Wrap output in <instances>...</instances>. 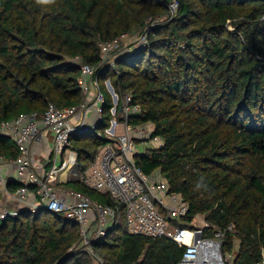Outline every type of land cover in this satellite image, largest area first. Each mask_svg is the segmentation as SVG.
I'll return each mask as SVG.
<instances>
[{
  "label": "trees",
  "instance_id": "16d2710c",
  "mask_svg": "<svg viewBox=\"0 0 264 264\" xmlns=\"http://www.w3.org/2000/svg\"><path fill=\"white\" fill-rule=\"evenodd\" d=\"M178 2L170 18L158 0H0V128L24 114L42 116L50 104L78 106L79 58L96 69L99 82L109 80L120 98L130 94L142 108L132 126L150 124L161 138L162 146L135 157L137 166L161 172L171 192L182 195L190 225L203 217L217 229L235 226L223 247L231 264H258L264 249V0ZM152 18L165 21L149 33L146 48L124 53L114 67L103 63V45ZM110 120L105 124L104 117L99 128ZM72 140L83 169L107 143L90 134ZM19 154L0 130V157ZM66 186L114 205L80 182ZM80 242L78 226L62 214L22 211L0 220V264H95L76 249ZM93 250L104 264H178L185 249L167 238L131 235L119 222Z\"/></svg>",
  "mask_w": 264,
  "mask_h": 264
},
{
  "label": "built area",
  "instance_id": "2783aa9c",
  "mask_svg": "<svg viewBox=\"0 0 264 264\" xmlns=\"http://www.w3.org/2000/svg\"><path fill=\"white\" fill-rule=\"evenodd\" d=\"M158 1L167 5L170 18L177 15L178 0ZM164 21L152 18L140 30L103 45V63L114 67L116 59L124 53L146 48L149 33ZM75 63L81 69L82 102L78 106L59 108L50 104L42 116L24 114L1 124V134L14 143L20 154L16 160L0 157L2 198L14 199L18 204L14 209H0V220L17 218L22 211L33 215L40 211L62 214L80 228L81 242L76 249L90 254L95 264H104V261L94 252L93 244L122 220L131 235L167 238L183 247L178 264H231L233 257L224 255L223 247L227 233L233 232L235 226L217 229L204 218L200 228L189 224L190 207L182 195L171 192L161 172L146 174L135 162V157L141 155L137 141L148 144L145 153L163 145L161 138L154 136L150 124H130L132 118L143 113L142 108L134 104L130 94L120 98L111 82L106 81L105 88L112 100V119L101 130L107 99L95 78L96 69L79 58ZM81 134L107 140L94 161L84 169L72 141ZM48 135L53 138L50 157L46 163L37 162L34 148L42 145ZM5 164L10 165V174L2 169ZM62 174H67L65 183L80 182L100 194H107L114 205L99 203L62 185L59 182ZM12 183L18 185L16 190L9 187ZM262 255L258 264H264V249Z\"/></svg>",
  "mask_w": 264,
  "mask_h": 264
},
{
  "label": "crops",
  "instance_id": "0c3cea01",
  "mask_svg": "<svg viewBox=\"0 0 264 264\" xmlns=\"http://www.w3.org/2000/svg\"><path fill=\"white\" fill-rule=\"evenodd\" d=\"M52 145H53V138L51 135H48L45 142L42 145L34 148L35 157H36L37 162L46 163L47 159L50 157ZM2 169H4V172L7 174H10V172L12 171L9 164L3 165ZM59 182L62 185H66L65 179L63 180L59 177ZM1 193H2V190L0 189V209H2L3 207L9 208V209H14L18 207V204L14 199L8 200L5 198H2Z\"/></svg>",
  "mask_w": 264,
  "mask_h": 264
},
{
  "label": "rangeland",
  "instance_id": "374dc122",
  "mask_svg": "<svg viewBox=\"0 0 264 264\" xmlns=\"http://www.w3.org/2000/svg\"><path fill=\"white\" fill-rule=\"evenodd\" d=\"M135 46H133L132 48H134ZM108 81V80H107ZM105 83H106V80L105 79H100V84H101V86H102V88H103V92L105 93V95H106V97H107V99H108V97H110V95L108 94V92H107V90H106V88H105ZM110 99H111V97H110ZM106 104V103H105ZM111 104H112V101L110 102V103H108V107H106V112L104 113V117H105V124H107V122H109V120H110V109H109V106H111ZM107 125H105V127H106ZM73 141V140H72ZM75 144V143H74ZM136 144H137V149L140 151V154L142 155V154H144L145 153V151L148 149V144L147 143H144V142H139V141H137L136 142ZM66 177H67V174H62V175H60V178L61 179H66ZM202 218L203 217H197V219L194 221V225H195V227H197V228H200L201 226H202V224H203V220H202ZM121 223L123 224V225H125V222H124V220H122L121 221ZM79 228V227H78ZM79 230H80V228H79Z\"/></svg>",
  "mask_w": 264,
  "mask_h": 264
},
{
  "label": "clouds",
  "instance_id": "9594fccd",
  "mask_svg": "<svg viewBox=\"0 0 264 264\" xmlns=\"http://www.w3.org/2000/svg\"><path fill=\"white\" fill-rule=\"evenodd\" d=\"M38 2H43V3H50L51 0H38Z\"/></svg>",
  "mask_w": 264,
  "mask_h": 264
}]
</instances>
